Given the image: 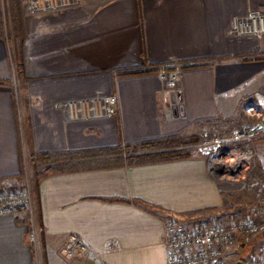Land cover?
Masks as SVG:
<instances>
[{
	"label": "crops",
	"instance_id": "obj_1",
	"mask_svg": "<svg viewBox=\"0 0 264 264\" xmlns=\"http://www.w3.org/2000/svg\"><path fill=\"white\" fill-rule=\"evenodd\" d=\"M21 10L19 105L0 4V185L26 164L34 174L31 154H61V172L35 195L39 264H166L167 218L190 225L225 215V190L205 158L126 165L90 151L226 121L242 102L264 107V59L255 57L264 56V35L229 32L248 11L264 13V0H81L37 16ZM171 63L184 65L177 93L146 70ZM111 94L113 117L80 119L67 108ZM71 234L87 251L68 258ZM27 235L24 215L0 216V264H35Z\"/></svg>",
	"mask_w": 264,
	"mask_h": 264
},
{
	"label": "built area",
	"instance_id": "obj_2",
	"mask_svg": "<svg viewBox=\"0 0 264 264\" xmlns=\"http://www.w3.org/2000/svg\"><path fill=\"white\" fill-rule=\"evenodd\" d=\"M81 0H22L23 11L27 15H42L77 6ZM1 9L3 0H0ZM3 32L5 35V25ZM230 33L250 35L261 38L264 35V13L248 11L234 21ZM181 64L171 63L148 67L146 70L157 72L165 88L171 92L182 89ZM14 78V75H13ZM14 80V79H13ZM75 117L80 119H98L117 115V96L111 94L99 98L79 99L68 104ZM245 112L252 123L241 126L230 138L224 139L210 133L207 127L201 129L202 148L209 154V162L230 168L241 163L239 151L228 154L219 152L221 148L242 142L252 143L264 138V107L256 102H248ZM246 153L242 154H247ZM229 161V162H228ZM208 162V163H209ZM229 166V167H227ZM26 176V169L23 170ZM24 215L28 228L27 239L33 252L35 264H39L37 242L36 215L33 201L28 192L17 195L0 197V216ZM256 243L248 250L247 245ZM163 244L166 251V264H231L228 252H237L246 248L249 252L246 258L239 259L233 264H264V189L259 198L242 216L236 215L226 223H217L200 218L191 225H185L174 217L164 223ZM87 251L85 242L77 235L71 234L67 239L63 253L66 257L82 255Z\"/></svg>",
	"mask_w": 264,
	"mask_h": 264
},
{
	"label": "rangeland",
	"instance_id": "obj_3",
	"mask_svg": "<svg viewBox=\"0 0 264 264\" xmlns=\"http://www.w3.org/2000/svg\"><path fill=\"white\" fill-rule=\"evenodd\" d=\"M10 14L11 12H10L9 0H3V8L1 9V20L5 25V36H6V40L8 42L9 48L12 49L13 47H12V40H11ZM12 68H13V75H14V78H13L14 80H12V83H13V86L15 87L17 99L20 105V94L22 93L21 88H22L23 82L19 79L17 70L14 67V63L12 65ZM250 123L244 124L242 126H246ZM203 127H207L211 134L218 136L217 133L214 131H211L208 126H203ZM203 127H201L200 129L196 128L192 130L191 132H187L184 134L187 136H197V139L199 140L197 143L192 145V149H193L192 154L194 152H198L200 155H202L205 158L210 175L215 179V181L220 186V188L225 190V193H224V207H225L224 214L225 215H223L224 217L221 216L217 219H211V221H215L217 223L219 222L226 223L234 219L235 216L239 214L238 211L240 209L247 210L251 205H253L256 202V200L259 198L262 190L264 189V138L256 140L249 144H245L242 142L231 143L221 148L219 152H222L223 154H228L232 152L233 150L239 151L238 153L236 152L237 155L241 154L240 164L233 165L230 168H225V166H222L220 164L214 165L212 161L209 162V160H211L210 156L202 148L203 137H202L201 129ZM240 128L242 127L240 126L236 130H234L231 133V135H229L228 137H220V136L218 137L228 139ZM247 151L249 153L242 154V153H246ZM28 161L32 169L34 170V174L29 169V166L27 164H26V167L24 165V169H26V176H24V173H22L21 176L15 178L14 180H11L9 183L7 182V184H1L0 185V197L6 196V195L23 194V193L28 192V194L32 198L33 205L35 208L36 227H37L38 217H37V207H36V198H35L37 169L33 167L30 161V158L28 159ZM25 162H27V160H25ZM3 216H14V215H3ZM37 242L39 243L38 231H37ZM253 245L255 246L254 247V250H255L256 245H257L256 243L248 244L247 249L250 250L253 247ZM247 249L240 248L239 251L237 252H232V251L228 252V256H227L228 261L231 264H233L235 261L239 259L246 258L247 254L249 253Z\"/></svg>",
	"mask_w": 264,
	"mask_h": 264
},
{
	"label": "trees",
	"instance_id": "obj_4",
	"mask_svg": "<svg viewBox=\"0 0 264 264\" xmlns=\"http://www.w3.org/2000/svg\"><path fill=\"white\" fill-rule=\"evenodd\" d=\"M11 17V40L12 49L9 48L11 64L17 70L19 79L26 80L23 68L22 44L24 40L22 10L20 0H9ZM12 50V51H11ZM257 59H264V56H255ZM183 68L184 65H181ZM247 102H242L236 114L226 121H207L197 124L196 128L208 126L211 131L220 137H228L240 126L253 122L246 115L245 106ZM197 136H187L184 133L171 135L154 140L142 141L132 144H119L110 148L90 151L94 157H108L109 159L124 162L126 165L146 164L165 161L186 159L192 155V145L197 143ZM61 154H31L30 161L36 171V191L40 182L46 177L61 172L57 166ZM44 166L43 169L41 167ZM238 215L242 216L246 210L240 209Z\"/></svg>",
	"mask_w": 264,
	"mask_h": 264
},
{
	"label": "water",
	"instance_id": "obj_5",
	"mask_svg": "<svg viewBox=\"0 0 264 264\" xmlns=\"http://www.w3.org/2000/svg\"><path fill=\"white\" fill-rule=\"evenodd\" d=\"M237 264H242V262H238Z\"/></svg>",
	"mask_w": 264,
	"mask_h": 264
},
{
	"label": "bare ground",
	"instance_id": "obj_6",
	"mask_svg": "<svg viewBox=\"0 0 264 264\" xmlns=\"http://www.w3.org/2000/svg\"><path fill=\"white\" fill-rule=\"evenodd\" d=\"M229 162V161H228Z\"/></svg>",
	"mask_w": 264,
	"mask_h": 264
}]
</instances>
